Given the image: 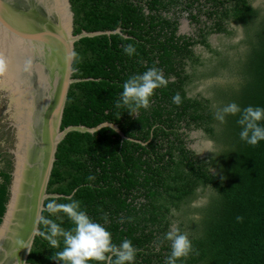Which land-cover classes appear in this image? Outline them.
Wrapping results in <instances>:
<instances>
[{
	"label": "trees",
	"instance_id": "16d2710c",
	"mask_svg": "<svg viewBox=\"0 0 264 264\" xmlns=\"http://www.w3.org/2000/svg\"><path fill=\"white\" fill-rule=\"evenodd\" d=\"M198 1L70 0L74 33L120 27L127 36L101 34L75 42L73 77L94 79L70 85L61 128L110 121L140 142L122 139L110 127L69 132L58 145L47 187L63 196L45 200L42 218L70 231L72 220L64 212L50 213L47 204L77 200L112 233L114 244L132 242L138 249L134 264H165L171 248L164 236L175 223V210L187 217L186 225L177 219L176 226L188 233L196 250L177 264H264V140L256 146L241 140L239 115L223 123L215 119L216 110L232 102L242 109L264 108V6L252 0H206L213 2L204 10L212 23L201 29L229 39L218 51L202 32L176 35V22L164 15ZM236 26L242 38L234 43ZM129 44L136 49L131 56L124 51ZM194 44L210 51L207 61L195 54ZM151 67L175 79L156 90L148 109L134 116L127 107L117 109L124 82ZM223 73L233 82L214 83L209 97L186 95V86ZM177 93L179 105L172 100ZM196 129L213 141L204 155L190 146L189 132ZM205 194V202L191 207ZM49 227L40 220L28 264H57L54 253L63 249V237H55L60 246L52 247Z\"/></svg>",
	"mask_w": 264,
	"mask_h": 264
},
{
	"label": "water",
	"instance_id": "95a60500",
	"mask_svg": "<svg viewBox=\"0 0 264 264\" xmlns=\"http://www.w3.org/2000/svg\"><path fill=\"white\" fill-rule=\"evenodd\" d=\"M119 33H74L70 0H0V264H28L40 233L59 143L72 131L94 133L118 124H70L61 128L70 85L93 77H73L75 42ZM113 125V127H111Z\"/></svg>",
	"mask_w": 264,
	"mask_h": 264
},
{
	"label": "clouds",
	"instance_id": "9594fccd",
	"mask_svg": "<svg viewBox=\"0 0 264 264\" xmlns=\"http://www.w3.org/2000/svg\"><path fill=\"white\" fill-rule=\"evenodd\" d=\"M124 51L131 56L136 49L129 44L125 46ZM4 64V60L0 58V74L4 72ZM168 84L169 80L165 77L163 70L151 67L142 74L129 77L124 82L123 91L120 99L116 101L115 107L117 109L127 107L128 113L134 116L141 108L148 109L156 90L167 87ZM172 100L177 105L182 102L179 93L173 96ZM229 115H239L237 122L242 129L239 134L241 140L252 146H256L258 142L264 140V124H262L264 122V108L248 106L242 109L237 103L232 102L217 109L215 119L223 123ZM113 130L116 131L114 127ZM88 179L94 180L95 177L89 176ZM200 203L194 201L192 207H198ZM47 210L50 213L64 212L75 225L70 231H65L53 221L41 218L45 225L50 226L49 241L52 247L60 246L59 240L55 237H63V249L54 253V260L57 261V264L60 262L63 264H91V262H97V264H134L138 249L133 246L132 242L125 239L120 245L114 244L112 233L82 210L79 201L71 200L70 203L57 204L53 199L47 204ZM104 219L107 223V217ZM195 219H199V216L197 215ZM242 219V217H237L238 221ZM164 240L170 242L171 248L165 264H177V261L196 251L188 233L181 232L175 224L165 234Z\"/></svg>",
	"mask_w": 264,
	"mask_h": 264
},
{
	"label": "flooded vegetation",
	"instance_id": "af4514ba",
	"mask_svg": "<svg viewBox=\"0 0 264 264\" xmlns=\"http://www.w3.org/2000/svg\"><path fill=\"white\" fill-rule=\"evenodd\" d=\"M186 1H191V0H186ZM213 1V0H212ZM212 1H206V0H199L198 2H193L192 5H189L185 10L183 11H180V9H178L177 7L170 11V12H164L165 16L167 18H169L170 20L172 21H175L176 22V29H175V33L176 35H183L185 37H189V36H192V37H196L197 33L199 32H202L206 35H208V39H209V42L212 46L213 49H216V50H220L222 51V38H225L223 36V34L221 33H218V32H213V31H210V32H207V29H201L202 27H204L205 25H207L208 27L211 26V20L207 17L206 13L204 12V10H207V9H210V6L212 5ZM199 3H201V5H199ZM253 4V3H252ZM234 26L233 23H230L229 24V27H232ZM122 30V29H121ZM236 34V32H235ZM235 34L233 36H235ZM213 36H216L218 37V45L215 46L214 44L211 43L212 39H213ZM233 38V37H232ZM221 39V40H220ZM233 42V41H232ZM221 44V45H220ZM221 46V47H220ZM192 49L194 50L195 54L198 55V57L202 60V61H207L208 58L211 56L210 55V51L205 48L204 46L200 45V44H194L192 46ZM203 50L207 51V53L204 55L203 54ZM155 57V56H153ZM157 58V57H155ZM216 61H212V64H215ZM207 65H211L209 62L206 63ZM191 68L189 65L186 66V70L189 71ZM175 77H170L168 78V80H174ZM186 90H187V93L186 95L187 96H194L196 95L197 93L194 92V93H191V90H190V86H186L185 87ZM204 96V95H202ZM206 97V96H205ZM209 97V96H208ZM136 114V113H135ZM196 130H199V129H196ZM192 131V130H191ZM200 131V130H199ZM191 205V204H190ZM173 213L176 214V213H179L178 211H175L173 210ZM185 216V215H183ZM186 219V218H185ZM175 224V223H174ZM173 225L171 224L170 227H172Z\"/></svg>",
	"mask_w": 264,
	"mask_h": 264
},
{
	"label": "rangeland",
	"instance_id": "374dc122",
	"mask_svg": "<svg viewBox=\"0 0 264 264\" xmlns=\"http://www.w3.org/2000/svg\"><path fill=\"white\" fill-rule=\"evenodd\" d=\"M252 3L254 6L256 7H262L264 6V0H252ZM242 38V28L241 26H236V34L235 36H233V38L231 39V41H233L234 43H237L240 39ZM223 39V44H222V48H224V43H228L229 39L228 38H222ZM218 37L213 36V39L211 41L212 44H214L215 46L218 45L219 41H218ZM221 45V44H220ZM221 47V46H220ZM228 49V48H227ZM240 52H244V46H240L239 47ZM230 53H233V50H229ZM207 53V51L203 50V54L205 55ZM234 59H236L234 57ZM227 76V77H226ZM233 82V79L231 77H228L227 73H223L220 74L216 77H208V78H200L199 80L195 81L193 83V85L190 87L191 93H200L201 95H204L206 97L210 96L211 92L209 90L210 86H212L214 83H230ZM189 137L191 138V144L190 146L198 153L200 154H206L209 150H211L213 148V141L209 138H207L204 133L202 131L199 130H192L189 132ZM207 194L203 195H198L197 199L195 201H199L201 202L200 205L206 201V196ZM193 202L191 203V207H192ZM197 215H199V213L194 212L192 214V216L195 218ZM176 216V220H175V225L179 224V220H185V225H186V216H183L179 213L175 214ZM183 225V229L186 230V226Z\"/></svg>",
	"mask_w": 264,
	"mask_h": 264
}]
</instances>
